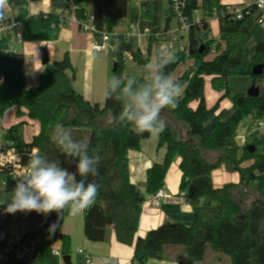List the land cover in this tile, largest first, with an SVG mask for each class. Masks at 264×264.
I'll return each instance as SVG.
<instances>
[{
    "label": "trees",
    "instance_id": "1",
    "mask_svg": "<svg viewBox=\"0 0 264 264\" xmlns=\"http://www.w3.org/2000/svg\"><path fill=\"white\" fill-rule=\"evenodd\" d=\"M67 1L76 7L87 8L94 15V25L111 33L129 17L132 6V0ZM153 6V0L144 4L146 16ZM199 9H202L204 17L200 24L191 27L188 35L193 52L190 49L175 52L176 62L165 69L173 76L182 63L193 61L176 78L183 85V93L174 110H165L167 127L160 137L166 145V155L163 162L155 163L148 169L145 193L131 182L128 155L130 151H138L142 141L150 135L138 136L117 121L121 112L120 102L108 99L102 107L100 103L86 101L75 90L76 70L69 52L61 60L45 65L34 86L29 87L24 81L9 78L0 83V128L1 119L11 108L16 109L17 117L27 116L40 124V132L30 142L24 140L26 121L20 120L5 130L4 139L14 144L23 163L27 164L31 154L38 150L47 159L57 160L62 168H66L68 163L72 172L76 171L78 161L60 153L50 140L57 124L71 129L75 140L87 141L90 154L92 150L97 151L100 156L99 174L88 179L94 180L100 187L95 203L85 210L84 234L91 242H105L113 230L118 242L134 246L132 264H146L151 259L163 260L169 246L185 248L184 264L204 261L209 250L229 257L231 264H264V134L254 139L251 144L255 147L253 152L245 146L240 155L236 143L237 127L245 117H250L251 122L264 119V94L257 98L231 95L228 87L230 77L240 74V67L249 50L252 32L248 20L256 14L255 6H249L251 12L239 20L232 19L221 0H201V3L190 0L188 14L193 17ZM214 16L219 19V42L207 40L211 31L207 19ZM171 19H167V24ZM5 21L10 19L5 16ZM59 21V16L43 12L26 17L21 21L24 42L57 41L62 30ZM118 39L114 53L117 77H124L126 52L132 53V60L141 69L159 49L160 40L156 37H151L146 55L135 49L134 42L124 35H119ZM201 47L203 52H200ZM213 48L218 54L207 59ZM12 57L15 67L24 71L23 54L19 52ZM258 65L263 66V72L255 76L252 71ZM249 74L253 84L264 80V42L255 45ZM206 77H211L215 90L223 92L221 100L229 97L234 106L233 114L226 121H221V113L209 131L204 123L218 111L219 102L214 108L207 107L204 96ZM193 102H197L195 108L191 106ZM106 112H110L114 120L109 130H106L102 117ZM177 157L181 159L180 190L190 201L195 221L189 227L182 223L165 222L150 230L146 236L137 238L142 206L165 187L166 175ZM246 162L250 163L247 167ZM220 167L228 172L240 173L241 186L227 184L215 187L212 173ZM14 186L9 182L1 198L6 200ZM251 195L255 198L248 203ZM69 215L67 211L62 218L55 212L47 216L36 212H18L14 220L8 215L2 228L7 230V227L17 225L19 234L39 237L40 264H60L52 250L59 241L62 254L71 255L70 237L60 232ZM53 223L58 227L50 233L48 229ZM5 233L9 231L4 230Z\"/></svg>",
    "mask_w": 264,
    "mask_h": 264
},
{
    "label": "crops",
    "instance_id": "2",
    "mask_svg": "<svg viewBox=\"0 0 264 264\" xmlns=\"http://www.w3.org/2000/svg\"><path fill=\"white\" fill-rule=\"evenodd\" d=\"M151 0H132L133 4L136 5L139 8V11L136 12L133 18H131V9L129 17L127 18L128 29L131 24L138 23L142 24L139 25L141 29L149 28L153 33L158 34L160 32L165 31L168 28H172L174 21L171 19V22L167 24V19L171 18V14L169 11L170 6V0H168V5L163 10V26L162 29H159L158 31L154 32L152 28L147 25L146 22H150V24L154 23L153 20H155V12L154 8H156L157 0L154 1V6L152 8V11L147 14L146 16V9L144 7V4ZM255 0L251 3H247L243 0L240 2H234V3H224L221 0V3L226 6H251L253 5ZM199 3H201V0H199ZM89 10L84 7H75L74 5L70 4L67 0H42L39 2H34L32 0H7V4L4 9V13L6 18L10 19V21L14 23L21 22L23 19L30 15H37L41 12L43 13H51L55 14L62 18L70 19L72 17H75L78 21H84L85 15ZM201 12V14H199ZM259 14V13H256ZM254 14V15H256ZM204 17V13L202 9L196 10L193 13V18L195 21H200ZM259 15H257V18ZM123 22V21H122ZM214 20L207 19V23L210 26V33L209 36L216 42H219V19L217 18V26L216 27V35L217 39L210 34H212L213 31V25ZM74 29H63L60 32L59 39H70L71 45H73L76 42H78L80 45L84 42L87 43L90 50L89 42L87 41L86 34L81 30L79 23H73ZM127 29V32H128ZM83 33V35H79V33ZM114 35L115 32H114ZM124 35V34H119ZM117 35V36H119ZM208 36V37H209ZM58 39V40H59ZM149 39H142L139 41L138 47L135 49H140L144 53L147 52V47L149 44ZM135 38L132 39L134 42ZM69 41V40H68ZM51 42L46 43H38L40 45H48ZM73 49L71 48L70 52ZM215 50V48H213ZM212 50V51H213ZM216 51V50H215ZM19 52L23 54L25 58V70L21 71L18 68L15 67L13 63V57L10 58H4L3 55H0V83L4 78L13 79L16 81H24L26 84L31 87L34 86L37 83V78L39 74L42 72L44 65L43 61H41L38 58L34 57L33 64H30L28 61V57L21 52L19 48ZM66 54V52H65ZM72 54V53H71ZM71 60L73 64L72 55ZM217 51L215 56L217 55ZM154 55V54H153ZM209 57V56H208ZM207 57V59H209ZM212 59V58H211ZM49 61L50 63L57 61L55 58H51L49 54ZM189 63L185 67V70L187 67H189L193 61L188 60ZM74 66V64H73ZM184 70V71H185ZM174 75V74H173ZM182 74H180L181 76ZM179 77V76H178ZM176 79V78H175ZM206 79V78H205ZM211 80V77H209ZM76 81V79H75ZM107 80L103 82V88H105V85L107 84ZM74 86V83H73ZM75 88V87H74ZM75 90L79 93H81L85 98L86 101H90L91 103L95 102V90L93 87V83L90 82L89 85H87L86 88L83 90H78L75 88ZM100 103V102H98ZM102 104V103H100ZM193 108L197 106V102H193L191 104ZM9 110H13L16 115V109L11 108ZM8 110V111H9ZM231 115L234 112V107L231 109ZM222 113V112H221ZM220 109L215 113L214 116H212L210 119H208L204 123V127L207 131L210 130L212 127L214 120L217 116L220 114ZM230 115V116H231ZM229 116V117H230ZM228 117V118H229ZM23 118V117H22ZM26 118V126H30L32 137L30 140H26L25 138V130L24 129V140L26 142H30L33 138V136L37 135L40 132V124L37 121L29 119L27 116H24ZM110 118V117H108ZM227 118V119H228ZM227 119L220 118L221 121H226ZM21 121H24L20 119ZM20 120H15L11 118V124L10 126L6 127L3 124V118L1 119V125L4 130L8 129L12 125L20 122ZM29 124V125H28ZM250 129V126L248 127V130ZM162 138L159 136L158 138L151 137L148 139H145L141 143V147L138 151H130L128 158H129V166H130V179L131 182L137 186H139L142 193L146 192V173L150 167L153 166L155 163H161L163 162L165 155H166V145L159 146L160 141ZM214 156V155H213ZM180 162L181 159L178 158L174 162V164L171 166L170 170L168 171L165 179V187L167 192L171 195V201L168 204H163L161 208H154L148 202L144 203L142 206V213L140 218V223L138 227V232L136 234V237H144L147 235V233L150 230L156 229L161 224L165 222H172V223H182L185 226H191L193 224L194 220V213L193 208L190 204L189 199L187 198L186 194L181 192L180 190V184L182 181V172L180 170ZM65 169H67L69 172H72L70 164L66 163ZM224 169V168H223ZM226 178L225 174H222L221 181ZM235 182H233L237 186H241V178L239 175V180H237V175L233 177ZM213 183H214V178ZM255 198V195H251L247 202L250 203ZM84 217H85V211L79 215L72 216L69 215L67 218H65L62 226L60 227V232L62 234H66L70 237L71 240V251H74L76 256L78 257L79 264H132L133 256H134V246H128L121 244L117 241L115 232L113 230L110 231L108 235V239L105 242H91L89 241L85 234H84ZM59 244H61L59 242ZM80 249L83 251V253L79 252ZM166 253L164 254L163 260H155L151 259L146 264H184V261L186 259V250L185 248L181 246H169L167 247ZM206 254V257L204 261L197 262L195 264H231V260L229 257L221 254H217L216 252H213L209 250ZM72 263L77 264L75 258L71 256Z\"/></svg>",
    "mask_w": 264,
    "mask_h": 264
},
{
    "label": "clouds",
    "instance_id": "3",
    "mask_svg": "<svg viewBox=\"0 0 264 264\" xmlns=\"http://www.w3.org/2000/svg\"><path fill=\"white\" fill-rule=\"evenodd\" d=\"M6 4L7 0H0V22L5 20ZM176 59L174 51L158 49L141 66V79L114 75L105 85L104 99H115L121 104L117 121L134 134L148 133L158 138L165 131V110H174L183 93L182 83L165 72ZM50 140L60 153L78 161L76 171L69 172L57 160H49L38 150L34 151L25 168L13 177L15 186L9 197L0 203L6 204L3 209L6 214L36 212L47 216L55 212L62 218L65 211L76 216L95 203L100 186L88 178L99 174L97 151L90 154L88 142L75 140L71 129L62 124L55 126ZM57 227L53 223L48 231L54 233Z\"/></svg>",
    "mask_w": 264,
    "mask_h": 264
},
{
    "label": "rangeland",
    "instance_id": "4",
    "mask_svg": "<svg viewBox=\"0 0 264 264\" xmlns=\"http://www.w3.org/2000/svg\"><path fill=\"white\" fill-rule=\"evenodd\" d=\"M143 1V0H140ZM241 0H222L224 3H234V2H240ZM247 3H251L254 0H243ZM168 5V0H157V5L156 8H154L155 12V20L154 23L150 24V22H146L147 25L152 28L154 32L158 31L159 29H162L163 26V10L165 7ZM139 11V8L133 4L131 6V18L134 17L133 14ZM201 14V12H199ZM257 15H253L249 20H248V25L251 27V32H252V39L248 44V52L245 55L244 61L240 67V74L235 75L230 77L229 82H228V87L230 90L231 95H241L245 96L248 93V90H250L251 86L253 85V78L249 74L250 70V63L254 54V48L255 45L259 42H264V24H260L257 19ZM214 20V27L212 34H210L212 37L214 36L217 39L216 35V27L217 26V16H214L211 18ZM128 19L124 20L123 22L119 23L115 29L114 32L116 35H112L110 37V41L108 42L107 45V50L105 52H102L100 56L95 57L92 53L89 51V46L87 45L86 42L83 43V45L79 44L78 42L75 41L73 45H71L70 39H59L57 41L51 42L50 44L46 45H40L37 42H24L22 46H20L21 52H23L27 57L28 61L30 64H33L34 62V57L40 59L43 61L44 57V50L48 51V54H50L51 58H55L57 61L61 60L65 52L70 51L72 48L73 50L71 51L72 59H73V64L74 68L76 70V81H74V87L76 89L83 90L84 88L87 87V85L90 84V82L93 83V87L95 90V102L102 103L100 104L102 107H104V102L105 99L103 97V82L105 80L109 81L112 76L115 75L114 71V65H115V51L117 48V42H118V36L119 34H126L127 29H128ZM73 23H67L63 29H74ZM142 26V24H139ZM173 26L175 27V22L173 23ZM143 27V26H142ZM155 34V33H154ZM79 35H83V33H79ZM185 40H180L179 42H176V46L181 45L182 42H186L188 40V35H184ZM139 45V40L135 38L134 40V47H138ZM69 54V56H70ZM216 54V51L213 50L210 55L209 59L214 58ZM2 57L4 58H10L12 55H3ZM71 58V56H70ZM124 77H136L137 79H141L143 76V73L138 66L136 62H134L131 59H124ZM189 61H186L185 63H182L177 70L174 72L173 77L177 78L180 76V74H183L185 67L188 65ZM188 68V67H187ZM37 84V83H36ZM35 84V85H36ZM257 86L260 87V92L264 94V80H259L258 83H254ZM222 93L220 91H217L213 88L211 80L209 77H206L205 79V87H204V96H205V102L207 107L209 108H214L215 105H217V102H219V109L221 117L224 119H227L231 115V109H233V102L231 98L225 97L221 100ZM221 100V101H220ZM104 122H105V128L106 130H109L112 126V122L114 121L112 118V115L110 112H106L103 116ZM110 117V118H108ZM11 118L15 120H26V118H19L15 115V112L13 110H9L4 114L3 117V124L8 127L11 124ZM210 119V118H209ZM24 120V121H25ZM29 125V124H28ZM252 122L250 117H245L238 125L237 130H236V143L239 146L240 149V155L243 153V148L245 146H249L253 144L254 139L261 134V132H249L248 127H251ZM31 127L26 126L25 130V138L26 140H30L32 137L31 133ZM177 157L176 159H178ZM174 160V162L176 161ZM173 162V164H174ZM172 164V165H173ZM171 165V166H172ZM250 165V163L246 162L245 166L247 167ZM222 174L226 175V178L221 181ZM239 174L238 172H228L223 167L217 168L213 171L212 177L214 178V186L215 187H223L227 184H234L235 182L234 178L235 175H237V180H239ZM14 220V218H13ZM20 226H24V224H20ZM17 225H13L11 227H7V230L9 232H17L18 231ZM59 242V241H58ZM56 243V245L58 244ZM184 248V247H183ZM76 253L74 251H71V256L75 258L77 264H79L78 257L75 255Z\"/></svg>",
    "mask_w": 264,
    "mask_h": 264
},
{
    "label": "built area",
    "instance_id": "5",
    "mask_svg": "<svg viewBox=\"0 0 264 264\" xmlns=\"http://www.w3.org/2000/svg\"><path fill=\"white\" fill-rule=\"evenodd\" d=\"M256 13H259L258 22L264 24V0H255L254 4ZM190 0H170L169 11L172 20L175 22V27L168 28L163 32L154 34L149 28L141 29L138 23L131 24L128 32L124 34L127 40L137 38V40L149 39L156 37L160 40L159 49L167 48L174 52L188 51L190 49L189 39L176 46V42L185 40V34L189 35L191 27L195 24H200V21H195L188 14ZM76 7V6H75ZM249 6H227V12L232 19H242L246 14H249ZM94 15L88 11L84 21H78L75 17L70 19L60 17L59 24L63 28L67 23H79L81 30L86 34L87 41L90 45L91 53L97 57L102 52L107 50L110 37L114 34L106 29L99 30L94 25ZM21 22L14 23L5 21L0 23V55H13L19 53V47L23 45V35ZM208 41L213 40L210 36ZM155 45V44H154ZM143 55H146L142 50ZM127 59H133L132 53L126 52ZM261 132L264 134V119L252 122L249 132ZM5 130L0 128V203L5 200L1 198V194L6 189L9 182L15 184L13 177L22 171L27 164L23 163L22 156L15 148L11 141L4 139ZM171 195L166 188L160 189L156 194L151 196L146 202L154 208H161L163 204H168L171 201ZM6 204L0 205V264H40V240L37 236L23 235L18 232H9L4 234L2 228L3 221L8 215L12 219H16L18 212L15 214H6L3 209ZM58 242L53 247L52 253L58 257L60 264H64L63 257ZM81 253L83 251L80 249Z\"/></svg>",
    "mask_w": 264,
    "mask_h": 264
},
{
    "label": "water",
    "instance_id": "6",
    "mask_svg": "<svg viewBox=\"0 0 264 264\" xmlns=\"http://www.w3.org/2000/svg\"><path fill=\"white\" fill-rule=\"evenodd\" d=\"M191 52H193L192 49H190ZM200 52H203V47L200 48ZM48 63H50L49 61V54H48V51L47 50H44V57H43V65H47ZM117 69V66L116 64L114 65V70ZM263 72V66L262 65H258L256 67H254L253 71H252V74L255 75V76H259L261 75ZM260 94H262L260 92V87L257 86L256 84H253L250 88V90H248V93H247V96H250V97H254V98H257L260 96ZM164 145V141L161 140L160 143H159V146H163ZM248 150L253 152L255 150V147L254 145H249L248 146ZM63 261H64V264H73L72 263V258H71V255H65L63 257Z\"/></svg>",
    "mask_w": 264,
    "mask_h": 264
}]
</instances>
